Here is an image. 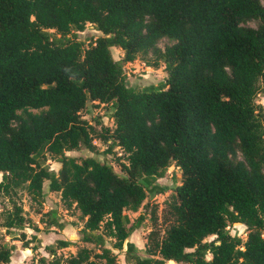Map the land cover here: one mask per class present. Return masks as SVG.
I'll list each match as a JSON object with an SVG mask.
<instances>
[{
	"label": "trees",
	"instance_id": "obj_1",
	"mask_svg": "<svg viewBox=\"0 0 264 264\" xmlns=\"http://www.w3.org/2000/svg\"><path fill=\"white\" fill-rule=\"evenodd\" d=\"M86 23L100 33L84 43L77 32ZM138 55L163 64L161 88L126 85L123 63ZM263 92L260 0H0V192L23 187L37 199L46 181L79 210L80 240L91 245L56 255L71 244L56 238L46 247L53 258L37 264H118L123 244L125 264H264ZM95 100L111 104V127L80 115ZM94 137L122 149V173L64 154L93 151ZM170 165L180 182L164 201L162 228L152 210L142 257L128 239L142 216L128 224L124 210L167 191L156 178ZM47 212L44 224L63 228ZM23 222L15 207L2 225ZM235 224L244 238L230 232ZM10 256L0 245V264Z\"/></svg>",
	"mask_w": 264,
	"mask_h": 264
},
{
	"label": "rangeland",
	"instance_id": "obj_2",
	"mask_svg": "<svg viewBox=\"0 0 264 264\" xmlns=\"http://www.w3.org/2000/svg\"><path fill=\"white\" fill-rule=\"evenodd\" d=\"M264 5V0H260ZM248 25L255 26V21L247 22ZM50 31H53L50 29ZM100 32L94 28L91 23H86L82 31L77 32L80 40L87 42L91 37H95ZM162 40L159 45L163 46ZM111 54L114 59L122 57V50L119 47L113 46ZM123 70L126 75V85L135 90L153 86L154 88H161L165 79V71L163 64L159 63L156 67L146 65L141 56L127 63H123ZM257 101L264 107V92L257 96ZM112 106L110 103L88 101L85 107L80 111V115L88 120L94 127L100 129L102 126L111 127ZM95 149L88 150L85 147L71 149L64 151L67 156L74 157L80 161L84 157H94L95 159L106 162L112 165L113 169L122 173L120 163H126L125 154L119 146L109 147L110 140L102 142L98 137L93 138ZM46 163L50 169L57 170L60 163L57 157L47 156ZM180 170L170 165L162 177L156 178V181L162 185H166L168 190L162 193H149L144 199L141 206L132 211L124 210V214L128 218V224H132L139 215L142 216L140 226L133 229L129 240L134 243L133 253L139 256H147L145 250L146 235L152 227L151 212L155 209L158 216V224L161 225V211L164 206V201L168 193L172 190L176 183L180 182ZM1 178V174H0ZM15 207L21 208V215L24 222L19 227H5L2 225L5 216L9 211H13ZM50 210L55 211L56 217L63 222V228L55 226H46L44 221L48 217ZM83 226V218L79 210L71 204L65 205L60 198L58 191L49 190L47 182H44L43 193L37 199H32L23 187H17L9 194L0 192V245H7L11 247V256L8 264H37V259L40 256H45L47 260L53 256L46 251L49 245H55L56 238H63L71 241L66 247L55 248V254L68 255L74 253L78 246H91L80 240V229ZM232 234H238L245 237V228L242 224H235L229 227ZM213 236H207L205 240L212 239ZM125 244L122 249L114 251L117 253L118 264H125L124 252ZM209 256V255H207ZM167 264H174L172 261H167Z\"/></svg>",
	"mask_w": 264,
	"mask_h": 264
},
{
	"label": "crops",
	"instance_id": "obj_3",
	"mask_svg": "<svg viewBox=\"0 0 264 264\" xmlns=\"http://www.w3.org/2000/svg\"><path fill=\"white\" fill-rule=\"evenodd\" d=\"M127 63H129V62H127Z\"/></svg>",
	"mask_w": 264,
	"mask_h": 264
}]
</instances>
